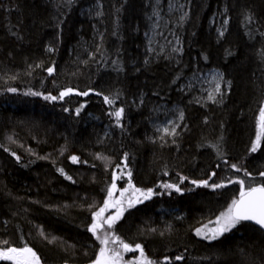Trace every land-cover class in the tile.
I'll use <instances>...</instances> for the list:
<instances>
[{"label": "trees", "instance_id": "1", "mask_svg": "<svg viewBox=\"0 0 264 264\" xmlns=\"http://www.w3.org/2000/svg\"><path fill=\"white\" fill-rule=\"evenodd\" d=\"M184 5L163 14L180 42L171 54L149 43L156 0H0V249L30 247L43 264H94L102 245L89 231L93 213L114 174L121 190L131 171L134 188L154 194L113 228L144 258L264 264V231L252 224L214 241L196 234L239 198L230 181L264 185V137L252 151L264 108V0ZM219 16L228 21L222 36ZM210 70L230 90L205 103L184 88ZM163 107L182 113L173 136L154 126ZM204 180L225 187L191 183Z\"/></svg>", "mask_w": 264, "mask_h": 264}, {"label": "snow or ice", "instance_id": "2", "mask_svg": "<svg viewBox=\"0 0 264 264\" xmlns=\"http://www.w3.org/2000/svg\"><path fill=\"white\" fill-rule=\"evenodd\" d=\"M221 35H223V32H221ZM49 50L51 51V49ZM53 70L54 69L51 67L47 69L49 74H51ZM12 91H15V89H12ZM71 92L72 89L61 92L60 98L62 99L64 96L69 95ZM81 95L87 96L88 92L81 93ZM45 99L56 100L57 97L50 96L45 97ZM104 101L109 104L113 103V101L110 100L107 96L104 97ZM123 113V108L118 109L114 113V116L117 119V123H119ZM77 114H79V109H77ZM261 137H264V108H262L259 113V131L256 136V143L252 146L253 152L257 150V147L259 146L261 141ZM17 159L19 158L17 157ZM71 159L73 162L78 161V158L76 156H72ZM232 167L236 168V165H232ZM60 171L63 172L62 169ZM212 175L214 176L215 173H212ZM127 177L128 188L124 189L120 193L121 197H123L124 192H127L129 188L134 189L136 193H140V195L144 199H149L154 194L152 189L144 191L142 189L134 188V185L131 184V171L127 172ZM68 179H71V177H68ZM117 179H120V176L114 174L113 183L111 184V187L108 191V199L105 200L102 207H100L93 213L94 222L90 226L89 231H91L93 235L96 236V239L99 240L103 245V247H101L100 249L97 259L94 261V264H120V261L123 259V257L119 251L110 250L107 247L109 239H111L114 243L119 241L120 246L124 251L138 250L140 252V256L144 257V250L139 244H137L135 246V249H133L129 244H126L122 240H120V238L114 233L111 234V237L109 235V232L107 231H104L103 236L97 235L98 231L105 229V225L107 226V229H112L116 221H118L123 215L124 209L122 206V201L119 199L114 201L112 199L113 192L117 188V185L115 183ZM230 182L238 183L240 185L239 198L234 199L231 205L228 207L227 211L222 212L220 216L217 217L216 221L214 222L216 227L209 229L207 225H205L204 228L197 229L196 234L198 236H203L205 239L215 240L219 236H222L224 233L231 231L242 221H254L261 228H264V185H260L258 187L249 186L246 189L243 180ZM191 183L197 186L202 185L205 187H211L213 189L225 187L223 183H213L209 185L207 180L199 182L191 181ZM162 187L167 189H175V191L177 192L181 191L179 186L175 184H164L162 185ZM138 202H141L139 197H137L135 201L130 199L128 201V207H133L134 203ZM110 208H116L117 211L115 214L108 215L105 218V213ZM181 258L182 257L179 256L176 257L177 260ZM0 261H12V264H41L40 258L37 253L32 248L27 246H24L22 248L9 247L7 249H0ZM141 264H154V262L147 260L145 257L144 261H142Z\"/></svg>", "mask_w": 264, "mask_h": 264}, {"label": "rangeland", "instance_id": "3", "mask_svg": "<svg viewBox=\"0 0 264 264\" xmlns=\"http://www.w3.org/2000/svg\"><path fill=\"white\" fill-rule=\"evenodd\" d=\"M185 0H176L174 4L167 8L162 7V1L156 0V6L153 9V26L148 34L149 43L151 46V49L154 50L156 48L159 49L161 53L170 52L171 54L178 53L180 51L179 45L180 42L176 35L174 34V30L170 27L169 22L165 17L166 14L168 16L174 14V13H184L183 11H186ZM220 17V16H219ZM218 17L217 22L220 26V34L224 31L228 26V21L221 16ZM214 24V22H213ZM222 36V35H221ZM185 90H189L193 93L194 98H198L202 100L205 103H214L217 102L220 98H222L225 94H227L230 90V85L228 82H226L223 74L218 70H210L205 73L196 74L190 78L188 81L187 86L184 88ZM156 120L154 122L155 128L162 133L163 135L167 136H173L176 134L179 126L181 125L183 121V116L178 107H163L160 109L156 114ZM167 130V131H165ZM128 188V187H126ZM124 188V189H126ZM114 190L112 199L115 201L117 199L122 201V206L124 210H128V201L131 199L133 201L136 200L137 197H141L140 193H136L134 189L129 188L127 192H124L123 197H121L120 193L124 190ZM136 204V203H134ZM123 210V215L125 214V211ZM117 211L116 208H110L105 213V218L108 215L115 214ZM227 211V210H225ZM121 217V218H122ZM120 218V219H121ZM119 219V220H120ZM118 220V221H119ZM116 221V223L118 222ZM115 223V224H116ZM114 224V225H115ZM207 227L214 228L216 227L215 223L213 222L211 225H207ZM204 228V227H203ZM104 231L109 232V235L111 237V234H115L114 228L107 229V226L105 225V229L98 231L97 235L103 236ZM228 233V232H226ZM225 234V233H224ZM117 236V235H116ZM203 240L207 241H214L211 239H205L203 236H199ZM220 237V236H219ZM218 237V238H219ZM217 238V239H218ZM216 240V239H215ZM99 241V240H98ZM100 242V241H99ZM102 245V244H101ZM103 247V245H102ZM107 247L110 250L119 251L123 257V259L120 261V264H141L142 261H144V257L140 256V252L136 251H124L119 241L112 242L111 239H109V243ZM135 249V248H133ZM137 252V254H136ZM111 254V253H110ZM12 262V261H11ZM41 264L42 261L40 259Z\"/></svg>", "mask_w": 264, "mask_h": 264}, {"label": "water", "instance_id": "4", "mask_svg": "<svg viewBox=\"0 0 264 264\" xmlns=\"http://www.w3.org/2000/svg\"><path fill=\"white\" fill-rule=\"evenodd\" d=\"M242 222L252 224V225L258 227L259 229H261L262 231H264V228H261V227H260L259 225H257L254 221H242Z\"/></svg>", "mask_w": 264, "mask_h": 264}]
</instances>
